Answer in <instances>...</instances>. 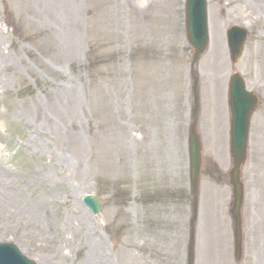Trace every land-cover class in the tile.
I'll list each match as a JSON object with an SVG mask.
<instances>
[{"label": "rangeland", "instance_id": "374dc122", "mask_svg": "<svg viewBox=\"0 0 264 264\" xmlns=\"http://www.w3.org/2000/svg\"><path fill=\"white\" fill-rule=\"evenodd\" d=\"M207 2L194 264H236L221 179L233 70L259 97L242 172L241 264H264V0ZM183 3L0 0V242L36 264H186L193 99ZM228 25L249 33L235 67ZM87 194L105 202L99 216L83 207Z\"/></svg>", "mask_w": 264, "mask_h": 264}, {"label": "water", "instance_id": "95a60500", "mask_svg": "<svg viewBox=\"0 0 264 264\" xmlns=\"http://www.w3.org/2000/svg\"><path fill=\"white\" fill-rule=\"evenodd\" d=\"M205 3L204 0H187L186 3V32L187 39L194 48V60L205 50L207 44L206 23H205ZM228 45L231 49L233 61L235 62L241 54L242 44L245 40V32L233 29L227 34ZM230 107L232 113L231 120V142L230 150L234 162L232 173V182L234 184V206L232 213L236 220L235 235L237 239V248L239 247V218L238 209L241 202V187L237 183V174L240 163L244 160L245 145L247 137V127L249 116L252 112L254 99L246 94L242 82L235 77L230 87ZM189 155H190V173L191 186L194 196L198 183V174L200 167L199 142L196 135L195 125H192L189 137ZM86 205L94 214L100 210L101 205L97 200L86 199ZM3 264H14V261L8 256Z\"/></svg>", "mask_w": 264, "mask_h": 264}]
</instances>
